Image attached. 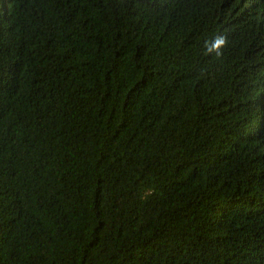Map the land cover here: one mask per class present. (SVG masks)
Wrapping results in <instances>:
<instances>
[{
    "label": "trees",
    "instance_id": "obj_1",
    "mask_svg": "<svg viewBox=\"0 0 264 264\" xmlns=\"http://www.w3.org/2000/svg\"><path fill=\"white\" fill-rule=\"evenodd\" d=\"M0 264H264V0H0Z\"/></svg>",
    "mask_w": 264,
    "mask_h": 264
},
{
    "label": "clouds",
    "instance_id": "obj_2",
    "mask_svg": "<svg viewBox=\"0 0 264 264\" xmlns=\"http://www.w3.org/2000/svg\"><path fill=\"white\" fill-rule=\"evenodd\" d=\"M225 44V40L223 37H217L215 42L212 44L209 51H215L217 55H219V49Z\"/></svg>",
    "mask_w": 264,
    "mask_h": 264
}]
</instances>
